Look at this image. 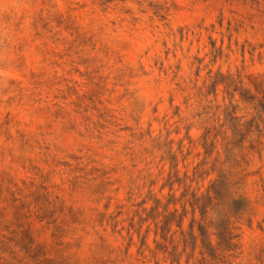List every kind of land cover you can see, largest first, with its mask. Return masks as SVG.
Returning a JSON list of instances; mask_svg holds the SVG:
<instances>
[{
	"label": "rangeland",
	"instance_id": "obj_1",
	"mask_svg": "<svg viewBox=\"0 0 264 264\" xmlns=\"http://www.w3.org/2000/svg\"><path fill=\"white\" fill-rule=\"evenodd\" d=\"M0 264H264V0H0Z\"/></svg>",
	"mask_w": 264,
	"mask_h": 264
}]
</instances>
